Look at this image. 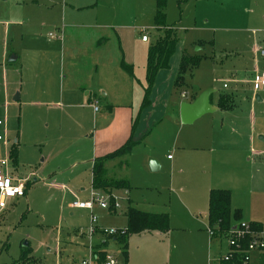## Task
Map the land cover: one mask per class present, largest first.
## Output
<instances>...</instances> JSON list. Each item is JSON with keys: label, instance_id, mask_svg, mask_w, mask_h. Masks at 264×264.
Returning <instances> with one entry per match:
<instances>
[{"label": "rangeland", "instance_id": "1", "mask_svg": "<svg viewBox=\"0 0 264 264\" xmlns=\"http://www.w3.org/2000/svg\"><path fill=\"white\" fill-rule=\"evenodd\" d=\"M164 15V26L171 27L178 39L165 72H171L173 63L177 69L182 55L198 60L183 74L179 88L171 81L172 99L180 106L190 97L195 100L210 90V105L215 106L220 94H231L235 115L252 112L254 132L264 136V90L257 102L251 86L243 83L250 74H264V58L251 51L255 44L264 48V0H165ZM154 16V0H0V160L14 165L17 177L33 183H25L23 198L8 201L0 210V264L16 260L21 240L29 241L33 257L40 264H77L89 254L80 257L82 253L76 249L90 250L104 241L106 256H112L116 264H210L228 250V240L210 237L207 219L202 217L207 214L209 185L204 179L205 170L192 155L207 156L203 152L206 149H185L188 145L181 142L177 154L172 147L174 134L164 137L155 128L132 148L127 193L124 188H115L105 194L91 188L88 165L68 169L77 160L82 142L74 134L55 141L59 113L46 102L52 100L47 92L62 77V43L67 55L72 56L86 49L85 40L104 36L105 45L97 50L95 58L98 72H103L121 61L122 48L113 28L133 27V72L142 85L147 49L162 34L161 28L154 25ZM141 30L148 37L146 44L140 41ZM12 55L17 59L10 63ZM76 60L79 70L84 65L86 69L85 56L79 55ZM94 81L99 84L96 76ZM132 84L131 96L136 103L141 87L137 82ZM161 85L160 93L168 87L166 81ZM180 92L186 93V100L180 98ZM15 95L17 101L13 100ZM170 109L168 106L164 121L168 131L172 129L166 124ZM83 116L84 122L89 120L87 112ZM218 116L219 112H210L191 124H181L178 139L182 140L195 123ZM14 142L16 159L10 154ZM148 152L163 155L164 159L169 156L173 161L168 163L155 155L145 159ZM148 158H155L163 173H150ZM97 193L108 195V202L115 201V213L98 205L91 210L71 207L72 202H87L91 194ZM233 197L243 209L236 207L240 218L232 217V226L249 224L253 220L247 218L255 216L264 234V184L253 192L236 191ZM129 203L143 210L166 212L169 219L164 235L155 231L130 235L125 258L115 236H103L97 229L123 233ZM91 216L95 219L93 225ZM90 226L96 229L93 235H89ZM250 264H257L255 254Z\"/></svg>", "mask_w": 264, "mask_h": 264}, {"label": "crops", "instance_id": "2", "mask_svg": "<svg viewBox=\"0 0 264 264\" xmlns=\"http://www.w3.org/2000/svg\"><path fill=\"white\" fill-rule=\"evenodd\" d=\"M132 28L133 27L127 28L125 26H115L113 30L116 34L115 36L118 40L120 50L122 48L121 61L125 65L131 66L133 72L135 43L134 37L132 36ZM143 32V30L140 31V37ZM56 38L60 39L61 37L57 36ZM147 42L148 37L146 42L141 41V43L144 44ZM83 44L86 45V49L83 50L82 53L79 52L77 55L75 54L69 56L65 52V46L62 43V53L60 57V75L62 77L60 82L51 88L50 92H47V94L50 93L48 99H52L49 102H46L47 105H50L49 107L52 108L51 110L59 113L58 135L56 136L57 138L55 141L58 143L61 141L62 137H69L74 134L76 139L79 142H82L83 145L80 147V151L77 150V160L69 164L68 169L74 170L81 165H88L90 175L89 181L91 186V170L93 162L96 159L103 158L106 155L114 152L120 148L131 136L134 141H139V143H141L151 134V132L155 130V128H157V130H161V134L164 137L168 136L170 132L174 134L172 147L175 148V152L177 154L179 152V145L181 142L185 145H188L185 149H206V151L203 152H206L207 156L205 154H198L197 156L192 155L194 159L193 161L205 170L204 179H207L208 181V193L212 189L228 190L231 192V210H240L236 207L242 208L240 204L239 206L238 204H235L233 197L234 192H253L254 188H258L260 184H264V148L262 147L264 143V136L255 134L252 112L249 111V113L246 115L243 113L235 115L234 98L231 94H220L227 97L225 101H222V106L225 107L224 109L219 108V97L215 105L216 107L211 106V112H219L218 117L205 119L204 121L195 123L196 125H193L188 132L184 133L182 140H179L177 135L179 130H181V122L179 117L180 106L178 105V101L172 99L170 93V84L172 80L174 83L180 59L178 61L177 69H175V64L173 63L170 73L167 74L165 72L166 70L158 72L150 90V105L144 109H141L140 105L145 88V66L143 78L144 83L142 85L139 84L140 82H138L135 78L134 72L132 78L120 68L119 64L121 61L117 67H114L113 69L98 72L95 58L97 50L105 45L104 36L98 35L91 39H87ZM4 51L5 52L3 53V56L5 58L7 56V52L5 49ZM251 51L252 53L256 52L261 58H264V48L257 47L255 44ZM79 55L86 57V69L85 65L81 70L78 69L80 65L77 64L76 58ZM16 59L17 57L12 55L9 57L8 61L12 63ZM66 60H68V64H66ZM65 64L68 69L69 79L65 75ZM253 71H256V69L253 68ZM254 75L255 74H250L248 79L243 80V83L247 84L248 87L251 86V80ZM95 76L96 79H99V84L94 81ZM164 81H166L168 87L165 91L160 93L159 89L162 88L161 84ZM132 82H137L141 87V95L137 100H135L136 103L133 101L131 96L133 87ZM223 85H225V83L222 84V88L226 89L227 86L224 88ZM174 87H176L175 84ZM263 90L264 88L261 89V91ZM261 91L258 93L253 92L254 100L257 102L261 101L258 96ZM234 92H236V89H234ZM43 93L45 94L46 91ZM181 93L183 92H180L179 96ZM13 100L17 101L18 95H15ZM183 100H186V98ZM155 101L156 103L154 104ZM193 101L194 99L190 97L189 100L184 102L191 103ZM160 103H164L166 108H164V106H162ZM94 104H96L98 107L97 111H94L93 109ZM168 106L169 109L171 108V114L169 121H167L169 123L166 124H169V126L172 128L169 131L167 130L168 127L166 128V125H164L165 117L168 115ZM84 112H87V117L89 119L86 122H84ZM166 130L167 135H165ZM254 147L258 148V151H254L256 149ZM131 154L132 150L124 157L107 161L105 163L106 179L123 181L129 188L127 181L128 176H126V174L129 167ZM185 154L186 153H182V155ZM151 155L155 154H149L148 152L144 158L146 159L147 157H151ZM155 156L161 160H165L168 163H172L173 161V158L170 159L169 156H165V159L163 155L157 154ZM159 165L161 167V164ZM8 171L11 174L13 180L23 181L25 188V183L29 181H25V179H20V177L16 176V167L14 165L11 166L8 163ZM210 181L211 183L209 184ZM32 185L33 183L31 184V182H29V186ZM21 198L1 199L0 210L5 208L8 201L12 202ZM129 206H133L135 209L145 213L166 214V212L163 211L154 212L151 210H143L134 203H129ZM206 216L207 214H202V217L205 219ZM247 221H250L249 225L250 223H255L262 227L260 220H258V218L255 216L248 217ZM157 233L161 235L165 234L160 232ZM21 244L29 245L31 249V256L33 257V249L31 248L29 241L21 240L18 246L19 253L17 258L20 254ZM105 244L106 241L95 245L90 250H76L82 253L80 257L90 254L91 250H96L97 252H102L106 255L103 249V245ZM255 257L257 259V264H261L259 260L260 255H255ZM79 262L77 264H79Z\"/></svg>", "mask_w": 264, "mask_h": 264}, {"label": "trees", "instance_id": "3", "mask_svg": "<svg viewBox=\"0 0 264 264\" xmlns=\"http://www.w3.org/2000/svg\"><path fill=\"white\" fill-rule=\"evenodd\" d=\"M155 2V16L154 25L157 28H161L162 34L158 37L154 45L147 49L145 60V88L140 105L141 109H144L150 105V90L153 86L156 75L159 71L167 70L169 67V61L172 57L178 39L171 27L164 26V9L165 0H154ZM196 59L182 55L177 75L174 80L176 87H180L183 83V74L190 68L197 64ZM120 68L125 71L130 77L133 78L132 67L125 65L122 61L119 64ZM225 95L219 96V108L224 109L222 101L226 100ZM221 102V103H220ZM221 104V105H220ZM134 127V123H133ZM139 143L134 141L132 136L117 150L106 155L103 158L96 159L92 165V181L91 188L96 191H103L110 193L115 188H124L127 190V185L123 181L108 180L105 176V163L109 160L121 158L128 155L132 148ZM11 157L16 159V143H13L10 149ZM111 211V210H109ZM127 218V227L123 233H117L114 237L116 243L120 246L122 254L126 258V247L128 237L132 234H138L142 232L157 231L160 233H166L168 231V217L164 213L152 214L145 213L135 209L133 206H128L125 212ZM239 219L240 211L231 210L230 206V192L228 190L212 189L208 193V209H207V223L208 229L211 233L210 237L213 238H225L228 231L232 228L231 218ZM252 229L261 231L260 225L250 223ZM93 253L97 255V260L102 261L105 258V254L93 250ZM261 264H264V256H260ZM234 261L238 262L239 259L234 257ZM234 261L222 264H235ZM12 264H39V262L31 256V249L28 244L20 245L19 257Z\"/></svg>", "mask_w": 264, "mask_h": 264}, {"label": "built area", "instance_id": "4", "mask_svg": "<svg viewBox=\"0 0 264 264\" xmlns=\"http://www.w3.org/2000/svg\"><path fill=\"white\" fill-rule=\"evenodd\" d=\"M48 37L52 38L53 36L49 34ZM140 39L142 42L147 41V36L144 32ZM251 86L254 93L261 91V89L264 88V74H255L251 80ZM223 87L225 88L226 85H223ZM180 97L185 99L186 93H181ZM93 109L94 111L98 110L96 104L93 105ZM24 191V182L15 181L11 177V174L8 171L7 160H0V200L24 197ZM107 196H101L98 193L91 194L90 199L87 202H73L71 207L91 210L93 205H98L102 209H109L115 213L118 205L113 200L108 202L109 200ZM90 222V225L95 223L94 217L91 216ZM97 231H99L103 236L117 235V231L115 230L97 229ZM95 232L96 229L90 226L89 235H93ZM225 238L228 240V250L220 257L214 258L210 264L232 262L234 261V257L239 259L238 262L234 261L235 264H250L251 255L255 254L257 256H264V234L262 231L252 229L249 224L241 223L238 226L231 228ZM92 262H94V264H116V260L112 256H105L102 261L97 260V255L94 254L92 250L90 251L89 257L82 259L79 264H93Z\"/></svg>", "mask_w": 264, "mask_h": 264}, {"label": "water", "instance_id": "5", "mask_svg": "<svg viewBox=\"0 0 264 264\" xmlns=\"http://www.w3.org/2000/svg\"><path fill=\"white\" fill-rule=\"evenodd\" d=\"M211 95L210 90L202 92L193 102L182 103L179 107L180 122L183 125H188L203 116L204 114L210 113L212 107L209 103ZM148 170L151 173H161V167L155 159H148L147 161Z\"/></svg>", "mask_w": 264, "mask_h": 264}]
</instances>
